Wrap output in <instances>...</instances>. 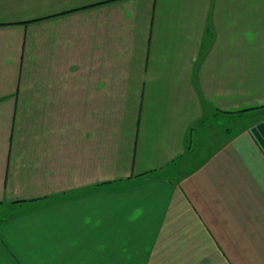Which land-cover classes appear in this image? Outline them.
<instances>
[{
  "label": "crops",
  "instance_id": "obj_1",
  "mask_svg": "<svg viewBox=\"0 0 264 264\" xmlns=\"http://www.w3.org/2000/svg\"><path fill=\"white\" fill-rule=\"evenodd\" d=\"M0 208V264H264V0H0Z\"/></svg>",
  "mask_w": 264,
  "mask_h": 264
},
{
  "label": "rangeland",
  "instance_id": "obj_2",
  "mask_svg": "<svg viewBox=\"0 0 264 264\" xmlns=\"http://www.w3.org/2000/svg\"><path fill=\"white\" fill-rule=\"evenodd\" d=\"M208 124V123H207ZM220 125H224V123H220ZM196 129L199 128L198 125L195 126ZM12 210L10 208L6 209V208H0V219L6 217V216H9L12 214Z\"/></svg>",
  "mask_w": 264,
  "mask_h": 264
},
{
  "label": "trees",
  "instance_id": "obj_3",
  "mask_svg": "<svg viewBox=\"0 0 264 264\" xmlns=\"http://www.w3.org/2000/svg\"><path fill=\"white\" fill-rule=\"evenodd\" d=\"M217 118L216 116H213L212 118H209L203 122L200 123L201 126H204L206 123H209V122H212V121H215ZM3 222V219H0V225L1 223Z\"/></svg>",
  "mask_w": 264,
  "mask_h": 264
}]
</instances>
